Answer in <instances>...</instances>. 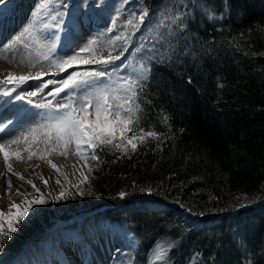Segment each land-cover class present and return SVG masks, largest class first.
Masks as SVG:
<instances>
[{"label": "trees", "instance_id": "trees-1", "mask_svg": "<svg viewBox=\"0 0 264 264\" xmlns=\"http://www.w3.org/2000/svg\"><path fill=\"white\" fill-rule=\"evenodd\" d=\"M127 4L129 15L149 11L134 35L136 48L147 37L152 57L138 115L140 127L160 138H147L135 152L129 146L127 155L97 149L101 162L89 174L94 194L67 190L53 215L44 204L0 254L19 258L29 245L39 252L46 242L41 222L54 212L105 207L95 220L131 239L134 264H149L159 242L175 245L171 264H264V0H228L227 10L223 0ZM173 16L182 17L181 27ZM156 201L170 203L153 209ZM99 222L88 227L87 219L76 231Z\"/></svg>", "mask_w": 264, "mask_h": 264}, {"label": "snow or ice", "instance_id": "snow-or-ice-1", "mask_svg": "<svg viewBox=\"0 0 264 264\" xmlns=\"http://www.w3.org/2000/svg\"><path fill=\"white\" fill-rule=\"evenodd\" d=\"M223 3L227 10L228 0H223ZM51 4L52 0H44L40 7L42 10L51 12ZM64 7H67L66 2ZM63 15L64 13L60 12L52 15L51 20L55 21V24L45 23L44 28L61 29L57 17ZM148 17L149 11L146 8L140 11L139 15L133 12L122 26L126 31H122L106 42L100 38L89 39L82 45L70 47L69 51L62 55L57 54V47L61 44L59 34H53L47 43L36 41L38 44L37 55L40 59L36 63L29 62V66L36 68L37 65H40L41 70L35 75H15L9 72L5 79L0 80V85L5 86L4 96H12L15 92L17 93L16 100H26L35 108L45 110L40 114L43 122L21 138L9 141L8 145L0 144V152L4 153L6 165H8L9 155L20 157L19 152L9 153L10 145L19 144L22 140L28 144L25 151L28 152V158L31 159L33 155L37 154L32 151L31 144L39 142L40 138L44 137L43 142L46 149L40 154V159H45L52 152H57L67 158L70 151H73L80 160L86 162L89 174H92L98 170L101 162L97 149L100 152L108 149L127 155L129 146L131 151L135 152L138 144L146 143L147 138L157 140L160 138L157 131L145 130L139 124L138 113L142 109L137 101L146 87L151 67H145L141 63L139 70L133 69L124 72L123 75L120 74L122 69L127 68V63L123 58L125 52L128 51L131 38L140 31L142 25H145ZM171 19L177 27H181L184 23L181 16H173ZM116 22V19L112 20L113 28H115ZM163 26L168 27L167 24ZM113 28L108 29V32L111 33ZM129 28L130 32L127 31ZM163 35L161 33V37ZM118 42L122 43L118 45ZM139 47L143 50L144 45ZM155 48L156 45L153 44L149 52ZM143 59L144 56H141V60ZM148 59L151 61L152 57L149 56ZM117 61L121 63L117 64ZM157 62H163V56ZM80 66H91V70H79ZM46 69L52 70L53 75H67H61L59 79L45 80L44 77L48 75ZM113 73H116L115 77ZM29 82L39 83L35 90L17 92L18 88L29 84ZM11 85L14 86L8 87ZM37 96H42L43 102L34 103L32 98ZM164 121L167 122L166 116ZM4 127H7V124ZM4 127H0V132L4 131ZM30 138L31 142H29ZM89 161H97V165L93 167L88 163ZM48 163L59 172V168L55 164H51V161ZM8 168L11 170L10 165ZM20 178L23 179V177ZM27 183L31 184L37 193H40V189L36 188L32 181L29 180ZM44 183L47 185L46 180ZM56 183L60 184V181L57 180ZM84 186H87V192H85ZM8 188H11V181L8 182ZM61 188L63 189V185ZM91 188V182L87 176H84L80 184L76 186V191L80 194L93 195ZM148 194H152L150 189ZM68 195V192L62 190L55 197V202H60ZM127 195L128 193L121 191L119 198L125 199ZM73 198L75 197L73 196ZM47 203L48 200L40 193L37 198L28 199L25 197L22 203H11L7 212L0 211V248L4 246L5 241L12 238L13 233L17 232L21 222L29 216V213L35 214L34 206ZM246 206L247 204L240 205V207ZM174 246V244L164 246L163 243H158L154 251L153 264H171L169 252ZM248 264H251V261H248Z\"/></svg>", "mask_w": 264, "mask_h": 264}, {"label": "rangeland", "instance_id": "rangeland-1", "mask_svg": "<svg viewBox=\"0 0 264 264\" xmlns=\"http://www.w3.org/2000/svg\"><path fill=\"white\" fill-rule=\"evenodd\" d=\"M43 2L44 0H32L29 4L28 10L26 12L27 19L22 22L18 31V33H21L18 35V40L16 43H18L20 47L22 46L21 49L18 48V50L15 52V60L18 63H33L39 60L40 57L37 55L38 44L36 43V41L40 40L44 43H47L53 34H59L61 37V44L57 47L58 55H62L64 52L69 51L70 47L82 45L89 39L100 38L106 42L108 39L114 37L115 35H119L122 31H126L122 26L125 23L126 19L131 16V14L129 15L130 12H127V7L129 6L127 4L128 0H115L111 5H108L106 0H52V4L50 5L52 9L51 12L41 9L40 5ZM65 2L67 4V7H64ZM57 12L64 13L62 17H57V19L60 21L61 29L58 30L55 27L51 30L45 29V23L55 24V21L51 20V16L55 15ZM113 19H116L117 21L115 28H113V25L111 23ZM110 28H113V31L111 33L108 32V29ZM127 31L130 32L131 29L129 28L127 29ZM135 34L140 35L139 32H136ZM135 39L136 37L132 36L128 51L124 54L123 59L127 63V68L121 70V75H123L124 72L132 71L133 69L139 70V66L141 63H143L145 67H148V58H146V55L144 54V52L146 53V51L144 50V48L143 50H141L140 48L135 47ZM143 39V45L144 47H147V37ZM121 43L122 42H118V45ZM105 55H107L106 52ZM141 56H144L143 60H141ZM120 63V61H117V64ZM40 70L41 69H32L29 71V74L35 75L36 72ZM46 70L48 71V75L44 77L45 80L59 79L61 78V75H67H53L52 70ZM79 70H91V66H80ZM113 76L115 77L116 73H113ZM37 83L39 82H29V84H25L21 88H18L17 92L35 90ZM3 89L4 88L0 89V91L3 92ZM16 94L17 93L14 92L11 100H15ZM32 99L34 103L43 102L42 96H37ZM22 107L24 109H29L28 113H39L34 119V121L37 122V125L38 122H43L40 114L45 110L35 108L26 100H22ZM25 127H27V125H24L21 128ZM21 128L20 131H22ZM14 131L18 132V127L14 129ZM6 145L8 144L6 143ZM10 147L11 150H8L9 153H13L14 151L22 148L18 147V145L14 147L10 145ZM68 159L75 160L79 165L83 167V169H81V177H76L71 172V168L67 164H65ZM16 160H18V158H14L11 162L8 163H13ZM47 160L56 161L61 164L64 169V175L66 176V180L62 181V183L60 184V188L56 187L58 190L54 193L46 191L45 188H40V193H42L48 200L47 204L49 205L53 215V211L57 208L55 197L59 195L62 190L67 191L79 185L84 176H87L88 179L90 177L86 162L80 160L73 151H70L67 158L61 155L59 156L50 154L47 155L45 159H34V162L40 163ZM61 185H63V189L61 188ZM38 196H35V198H37ZM156 202L157 203L155 204H151V207L153 209L157 208L158 206H162L164 203H166V205L170 203V201L164 202L162 204H160V201ZM83 205L88 206V204L86 205V203H84ZM42 206L43 205L34 206L33 211L35 214L29 213V216L37 215V213L41 215L39 209L40 207L42 208ZM8 207L9 206L0 204V211L7 212ZM86 209L87 208L80 207L77 211L72 212L70 216H68V214L70 213H65L64 217L61 216V213H59L58 211L56 212V214L54 212V217L47 218L41 222V226L45 228V231L43 232L41 238L46 242L38 249L40 253L34 251V249L29 245L28 248L26 247V249L23 251V254L19 258L11 259L8 257V255L0 254V264H67L69 263V258L71 257L68 254L73 253L72 246H74V249L82 253L86 258L87 251H89L90 249L92 250V252L93 250H97V246H94L95 239L105 234L109 235L113 239H118V244L115 243V245L113 246L114 248H116V251L114 250L115 255H120V253H127V260L121 259L120 262L122 264H134V246L131 239L128 238V236L125 235L122 231L117 230L109 226L108 224H101L99 221L95 220L94 215L105 210L106 208L102 207L100 209H91L88 207V209ZM87 219L89 222L88 227H92L95 222H99V224L95 228H90V230L87 232H77L76 227H80L81 225H83L84 221H86ZM89 219L91 220L89 221ZM195 222L196 221H193L194 225H196ZM156 245L150 253L149 264H153ZM87 255H89L88 258L91 257L89 253H87ZM87 263L90 264L89 261Z\"/></svg>", "mask_w": 264, "mask_h": 264}, {"label": "bare ground", "instance_id": "bare-ground-1", "mask_svg": "<svg viewBox=\"0 0 264 264\" xmlns=\"http://www.w3.org/2000/svg\"><path fill=\"white\" fill-rule=\"evenodd\" d=\"M31 1L32 0H0V80L5 79L9 72L15 75H28L29 71L32 69H41L40 65H37L36 68H32L29 66V63H18L15 60V52L18 48H22L18 43H15L19 35L18 28L26 19V12ZM13 86L14 85L8 87ZM4 87L5 86L0 85V89ZM12 96H4L3 92L0 91V120L2 119V121L5 122L13 118L9 129L0 132V143L4 145H6L7 141L16 139L17 134L12 133V131L15 132L14 129L17 127L20 130L21 127L27 125V127L21 128L22 131H20L21 134L26 135L31 129L41 124L38 122L37 125V122L34 121L36 115L39 114L38 112L28 113L29 109H24L22 107V100H11ZM43 141L44 137H41L39 142L31 144L32 151L34 150L37 153L33 155L31 159L28 158V152L25 151L28 144L14 151L19 152L20 157L13 163H8V165L11 166V170H9L8 165L5 163L4 153L1 152L0 204L6 206H9L13 202L19 204L23 202L25 197L33 199L35 196H38L39 193L35 191L31 184L27 183L29 180L32 181V184L36 185V188H45V190L50 193L56 192L58 190L57 188H60L62 181L66 180L64 169L58 162L49 160L51 164H55L57 168H59V172L50 166L48 160L40 163L34 162V159H40V154L46 149ZM29 142H31V138ZM8 150H11L10 146ZM51 154L59 155L57 152H52ZM14 158L17 157L10 155L8 162H11ZM65 164L71 168V172L76 177L82 176L81 169H83V167L75 160L68 159ZM20 177H23V179ZM45 180L47 181V185L44 183ZM57 180L60 181V184L56 183ZM9 181H11L10 189L8 188ZM115 243L118 244V239H113L106 234L99 236L94 241V246H97V250H93L92 252L90 249V252L87 251V253L91 255L90 258H88L89 255H87V253V257L85 258L82 253L75 250L74 246H72L73 253L68 254L71 257L67 264H88V261L90 264H118L121 259L127 260V253L117 256L114 254L116 248L113 246Z\"/></svg>", "mask_w": 264, "mask_h": 264}]
</instances>
